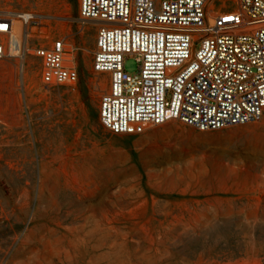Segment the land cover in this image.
I'll list each match as a JSON object with an SVG mask.
<instances>
[{"label": "rangeland", "instance_id": "obj_1", "mask_svg": "<svg viewBox=\"0 0 264 264\" xmlns=\"http://www.w3.org/2000/svg\"><path fill=\"white\" fill-rule=\"evenodd\" d=\"M221 1L216 11L231 6ZM3 2L48 19L78 80L46 85L34 55L22 71L0 58V264H261L264 112L215 130L175 119L113 133L98 116L109 74L92 70L97 25L79 21V0Z\"/></svg>", "mask_w": 264, "mask_h": 264}, {"label": "built area", "instance_id": "obj_2", "mask_svg": "<svg viewBox=\"0 0 264 264\" xmlns=\"http://www.w3.org/2000/svg\"><path fill=\"white\" fill-rule=\"evenodd\" d=\"M79 0L78 19L97 25L92 70L108 73L99 120L113 133H141L179 120L215 130L259 120L264 112V0ZM48 19L0 9V58L22 71L40 60L46 85L78 80L73 47L52 37ZM135 56V72L124 61Z\"/></svg>", "mask_w": 264, "mask_h": 264}, {"label": "trees", "instance_id": "obj_3", "mask_svg": "<svg viewBox=\"0 0 264 264\" xmlns=\"http://www.w3.org/2000/svg\"><path fill=\"white\" fill-rule=\"evenodd\" d=\"M260 212H264V193L261 196ZM262 217V215H261ZM253 239L258 249L261 264H264V220L259 221L254 228Z\"/></svg>", "mask_w": 264, "mask_h": 264}, {"label": "crops", "instance_id": "obj_4", "mask_svg": "<svg viewBox=\"0 0 264 264\" xmlns=\"http://www.w3.org/2000/svg\"><path fill=\"white\" fill-rule=\"evenodd\" d=\"M8 6H10V3L3 2V0H0V9L6 8Z\"/></svg>", "mask_w": 264, "mask_h": 264}]
</instances>
